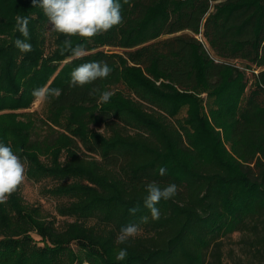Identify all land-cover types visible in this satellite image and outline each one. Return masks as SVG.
<instances>
[{
    "label": "trees",
    "instance_id": "1",
    "mask_svg": "<svg viewBox=\"0 0 264 264\" xmlns=\"http://www.w3.org/2000/svg\"><path fill=\"white\" fill-rule=\"evenodd\" d=\"M122 14L119 27L72 37L87 50L75 58L61 55L63 34L45 51L47 17L32 0H0V110L27 108L41 86L62 90L47 101L46 122L17 126L18 113L0 114V142L29 179L58 181L46 192L64 199L56 211L71 219L57 224L24 204L18 186L0 204V264H264V0H130ZM16 15L29 18L31 52L14 45L24 39ZM92 61L111 75L70 88L71 71ZM93 87L114 95L101 103ZM152 180L178 186L155 221L143 203ZM142 216L139 234L117 244ZM232 232L242 258L225 263Z\"/></svg>",
    "mask_w": 264,
    "mask_h": 264
},
{
    "label": "clouds",
    "instance_id": "2",
    "mask_svg": "<svg viewBox=\"0 0 264 264\" xmlns=\"http://www.w3.org/2000/svg\"><path fill=\"white\" fill-rule=\"evenodd\" d=\"M130 0H32L33 7L42 9L47 17L50 31L63 34L66 39L60 45V53L70 52L75 58L86 54L84 43L73 44L72 37L88 38L89 40L110 31L113 27H119L124 23L123 5ZM29 18L16 15L14 31H18L24 39L17 38L15 47L21 53L31 52L32 45L28 42L30 34L28 30ZM112 73V68L106 61H92L80 64L70 73L69 87H85L95 85L98 80H105ZM99 93L101 103H108L114 95L112 91H101L98 87L90 90V95ZM62 94L60 88L41 86L32 90L31 95L35 102H47L51 97H59ZM161 176L166 174V169L160 167ZM26 173L25 161L12 149L10 145L0 142V204L6 203L8 198L16 192L18 186L24 181ZM144 206L149 210L153 221L160 219V210L157 205L177 195L178 186L169 182L163 187L155 180L145 184ZM139 209H129L135 214ZM148 216H142L139 224L129 223L122 226L116 238L117 244H126L130 238H135L140 232V224H147ZM128 256L127 248H120L116 252V260H124Z\"/></svg>",
    "mask_w": 264,
    "mask_h": 264
},
{
    "label": "rangeland",
    "instance_id": "3",
    "mask_svg": "<svg viewBox=\"0 0 264 264\" xmlns=\"http://www.w3.org/2000/svg\"><path fill=\"white\" fill-rule=\"evenodd\" d=\"M50 25L47 23L46 26V33H45V51H51L54 48V40L56 38V32L50 31ZM199 37H201L199 35ZM98 49H102L108 52L111 51H119L117 48H110V47H99ZM73 58H68L65 61L62 62V64L71 61ZM239 67L244 69L245 63L239 62ZM244 71L248 74L249 70L244 69ZM50 83V82H49ZM202 97L205 98V94L201 95ZM47 102H35L33 101L28 105L27 108H22V109H16V110H10V109H5V110H0V114L3 113H18V115L14 118V121L16 122L17 126L23 125L29 121V117L31 119L35 120H42V121H47V116H48V110H47ZM186 107H183L180 112L177 114V118L179 120H184L186 117ZM21 123V124H20ZM55 129L60 130L56 125L54 126L51 124ZM39 133L40 135H44V133H47L48 128L45 126V124H39ZM93 126L90 125L89 129H92ZM102 131V129L100 130ZM41 159L46 161V158L44 156H41ZM63 157L61 158V160ZM58 183L57 180L52 179V178H44L40 180L39 182H35L31 179L28 178L27 174L25 173V179L24 181L19 185V192L21 195L22 202L28 206H35L39 207L41 212L46 216L51 219H54L57 221V224H61L64 221H71L70 218L68 217H63L58 215L56 208L58 203L64 201V199L52 196L51 193H48L50 188L54 187ZM35 239L38 237L34 236ZM239 239V234L236 232H232L228 234L227 236L222 238L223 241V257H224V262L227 263L229 261V258L234 257L235 259L242 258V253L240 250V246L237 244ZM70 247L73 250L77 249L76 244H71Z\"/></svg>",
    "mask_w": 264,
    "mask_h": 264
},
{
    "label": "built area",
    "instance_id": "4",
    "mask_svg": "<svg viewBox=\"0 0 264 264\" xmlns=\"http://www.w3.org/2000/svg\"><path fill=\"white\" fill-rule=\"evenodd\" d=\"M216 62H218V60L215 59Z\"/></svg>",
    "mask_w": 264,
    "mask_h": 264
}]
</instances>
